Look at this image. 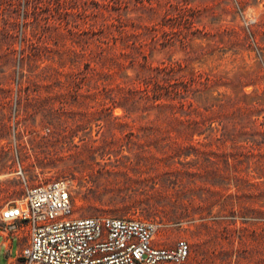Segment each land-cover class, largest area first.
<instances>
[{
  "label": "rangeland",
  "instance_id": "rangeland-1",
  "mask_svg": "<svg viewBox=\"0 0 264 264\" xmlns=\"http://www.w3.org/2000/svg\"><path fill=\"white\" fill-rule=\"evenodd\" d=\"M20 166L187 264H264V0H0V213Z\"/></svg>",
  "mask_w": 264,
  "mask_h": 264
},
{
  "label": "built area",
  "instance_id": "built-area-1",
  "mask_svg": "<svg viewBox=\"0 0 264 264\" xmlns=\"http://www.w3.org/2000/svg\"><path fill=\"white\" fill-rule=\"evenodd\" d=\"M26 193L1 210L0 220L22 243L7 264H187L190 245L157 243L160 224L136 217L75 214L67 178L31 184L18 170ZM25 206V207H24Z\"/></svg>",
  "mask_w": 264,
  "mask_h": 264
},
{
  "label": "crops",
  "instance_id": "crops-1",
  "mask_svg": "<svg viewBox=\"0 0 264 264\" xmlns=\"http://www.w3.org/2000/svg\"><path fill=\"white\" fill-rule=\"evenodd\" d=\"M7 223L0 221V264H7L22 247L20 239L5 230Z\"/></svg>",
  "mask_w": 264,
  "mask_h": 264
},
{
  "label": "water",
  "instance_id": "water-1",
  "mask_svg": "<svg viewBox=\"0 0 264 264\" xmlns=\"http://www.w3.org/2000/svg\"><path fill=\"white\" fill-rule=\"evenodd\" d=\"M25 207V206H24Z\"/></svg>",
  "mask_w": 264,
  "mask_h": 264
}]
</instances>
